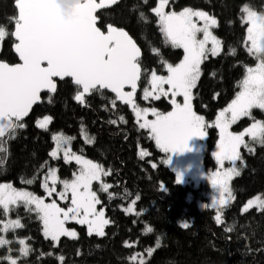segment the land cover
Here are the masks:
<instances>
[{
    "label": "snow or ice",
    "instance_id": "obj_1",
    "mask_svg": "<svg viewBox=\"0 0 264 264\" xmlns=\"http://www.w3.org/2000/svg\"><path fill=\"white\" fill-rule=\"evenodd\" d=\"M66 3L67 0H64ZM120 0H76L71 7L62 6L61 0H13L14 13L0 22V43L12 41L14 52L19 62L9 63L0 60V167L9 154V143L16 139L18 130L24 129V120L33 110V106L42 102V94H48V102H52V95L57 92L58 80L71 78L76 88L73 99L82 106L88 105V98L94 94L104 97L105 91L115 94L110 103L113 108L117 101L131 106L136 116L138 128L145 130L148 138L155 142V146L164 154L191 151L188 141L197 136L206 138L205 117L193 110V89L202 75V64L209 56L218 57L224 51V42L214 32L220 26L218 18L208 11L193 7H184L176 11L172 9L171 0H156L150 12L156 18L159 32L165 45L183 50V58L179 63H169L161 57V64L166 68L167 75H159L155 69L143 67L141 48L137 41L124 27L105 22L101 10L110 9ZM149 0H143L147 5ZM135 5L132 11H136ZM139 19L148 21L144 11H139ZM239 22L246 25L243 45L248 54L255 58V66H244L243 78L239 81V90L235 97L222 108L215 117L214 126L219 129L217 151L213 153L219 164V170L208 174V180L215 190L211 202L204 205L217 209L214 216L218 225L225 223L222 209L236 199L231 187L234 177L241 175L244 158L241 149L254 154L255 148L251 142L264 146V121L256 120L253 110L264 111V11H258L250 2L240 7ZM231 23V22H230ZM152 52L160 56V49L153 47ZM237 49L229 46L228 55H235ZM213 75H215L213 73ZM142 76L146 77L148 86L143 87V99L160 100L161 97H171L172 110L161 112L156 107L141 108L135 101L137 89ZM167 86V88L165 87ZM128 88L130 91H125ZM219 94L217 93V96ZM182 97V101L178 98ZM149 115L153 119H149ZM242 117L253 120L249 127L240 132L231 131L232 125ZM53 117L43 116L36 121V126L45 131L52 123ZM121 123H127L123 115L119 116ZM116 119L109 123L117 124ZM80 134L85 143L94 142L89 138L82 125ZM245 137L249 139L246 140ZM55 147L49 156L53 160L61 158L64 162L75 161L79 165L73 178L60 179L57 169L47 167V162L40 166L47 167L41 182L45 196L37 195L26 188L14 187L12 183H0V248L6 254L0 256V264H27L26 258L34 251L29 243L30 237L20 238L16 235L18 229L25 227L19 208L36 215L42 224L45 239L58 246L61 237L73 240L79 238V233L66 225L75 222L86 225L89 236L106 235L105 228L112 221L105 216L103 208L97 206L102 203L97 192L93 190V182H101L100 190L109 194L113 187L110 183L102 182V177L111 175V169L78 155L72 150V141L76 138L57 132L51 136ZM147 150H141L138 156L141 160L150 156ZM170 158L162 163H169ZM225 161L230 167H225ZM156 168L155 163H151ZM36 181L22 179L25 185H32ZM50 182V183H49ZM62 190H57V183ZM183 182L180 173L176 175V183ZM166 191L165 185H160ZM124 192L131 193L127 188ZM55 196L65 202L61 206L57 199L45 202L47 197ZM141 199L137 194L124 211L136 212L134 206ZM255 207L264 212V197L257 195L249 199L242 211L247 213ZM15 214V218H12ZM136 215L141 213L136 212ZM184 229L190 228L188 222L180 225ZM226 232H232V227H225ZM153 228L145 225L144 233H152ZM11 234V238H10ZM14 245H18L16 248ZM127 248L133 247L128 241ZM161 247L159 239L155 248H148L146 254L151 257ZM80 253L77 252V255ZM45 253H41L44 256ZM46 255H53L51 252ZM59 264H66L65 256L57 257ZM131 264H146L140 253L130 256Z\"/></svg>",
    "mask_w": 264,
    "mask_h": 264
},
{
    "label": "trees",
    "instance_id": "obj_2",
    "mask_svg": "<svg viewBox=\"0 0 264 264\" xmlns=\"http://www.w3.org/2000/svg\"><path fill=\"white\" fill-rule=\"evenodd\" d=\"M246 2H250L256 10L264 11V0H171L175 9L186 6L201 8L215 15L220 22L216 32L224 42V51L218 57L209 56L202 64V75L193 99L195 110L204 115L207 125H210L207 127L204 156L207 169L217 167L213 153L219 132L211 125L218 112L239 90L244 66L256 63L243 45L246 25L242 27L239 22L240 7ZM155 3L156 0H149L147 5L143 4V0H121L101 12L106 23L124 27L137 41L142 49L143 67L148 72L152 69L166 72L161 57L173 63L181 59L183 50L163 43L156 18L150 12ZM135 5L139 8L132 11ZM141 10L148 17L147 22L139 19ZM14 11L13 0H0V22H5ZM229 46L237 49L234 56L227 54ZM153 47L160 49V56L152 52ZM0 60L9 63L19 61L11 40L6 39L2 43ZM144 83L143 76L141 88ZM75 91L71 79L67 78L58 81L57 92L51 94V103L48 102V94L42 96V102L24 120L26 127L18 130L16 139L9 143L7 160L0 167V183L10 182L17 188L44 193L40 185L47 168L41 169L40 166L45 162L58 166L61 179L70 178L78 165L72 161L66 164L62 158L53 160L49 156L54 146L51 136L63 132L76 138L72 141L76 151L98 161L106 170H112L111 175L105 177L106 182L113 185L109 189L112 198L100 191L101 206L105 207L106 217L112 223L106 226L104 237L89 236L87 227L78 225V239L61 237L59 245L54 247L52 241L45 239L42 224L36 215L25 212L21 207L18 213L25 227L18 229L16 235L30 237L29 243L34 249L26 258L27 264H59L57 257L61 254L65 256L66 264H131L130 256L134 253L145 257L146 264H264V212L256 208L249 209L247 213L242 211L243 205L252 196L261 194L264 197V146H257L254 154L241 149L245 163L241 175L232 180L236 199L222 209L225 223L218 225L214 219L215 210L200 208L197 202L200 198L205 199L203 185L195 188L191 182L176 183L174 171L168 164L162 163L166 154L155 146L145 130L138 128L132 111L118 102L113 108L110 101L115 96L108 91H105L104 97L94 94L88 98L89 106H82L73 99ZM144 103L146 101L138 105ZM150 103L162 111L172 108L166 98ZM44 115L53 117L47 131L36 126L37 118ZM121 115L127 123L119 121ZM253 116L264 120V111L254 109ZM112 119H116L117 124L109 123ZM251 121V118L243 117L233 128L240 129ZM82 125L87 134L95 138L93 143H85L80 134ZM141 147L148 148L151 153L143 160L138 156ZM151 163L157 167L152 168ZM33 176L36 177L34 184L21 182ZM161 184L165 185L166 191L161 190ZM125 188L131 195L124 192ZM137 194L141 196L135 205L136 211L141 213L139 216L128 214L123 209ZM182 222H188L190 228H182ZM145 225L151 226L153 232L145 234ZM225 227H232L233 231L226 232ZM157 239L161 247L148 257L146 250L155 248ZM125 241L133 247H125ZM49 252L53 255H46ZM77 252L80 254L77 255ZM41 253L45 255L41 256ZM4 254L5 249L0 248V256Z\"/></svg>",
    "mask_w": 264,
    "mask_h": 264
},
{
    "label": "rangeland",
    "instance_id": "obj_3",
    "mask_svg": "<svg viewBox=\"0 0 264 264\" xmlns=\"http://www.w3.org/2000/svg\"><path fill=\"white\" fill-rule=\"evenodd\" d=\"M186 7H191V6H186ZM184 8V7H183ZM183 8H180V9H175L172 7L173 10H176V11H179V10H182ZM194 8V7H193ZM196 9H201V8H196ZM201 10H204V9H201ZM206 11V10H205ZM210 13V12H209ZM215 34L218 36L217 32H216V29L214 30ZM219 37V36H218ZM220 38V37H219ZM221 39V38H220ZM3 43V42H2ZM2 43H0V51H1V48H2ZM183 58V56L181 57V59ZM180 59V60H181ZM176 61V62H173V64L175 63H179V61ZM255 66V65H254ZM253 66V67H254ZM153 70V69H152ZM156 70V69H155ZM157 71V70H156ZM151 70L149 71V74H150ZM157 73L159 75H167V71L166 72H159L157 71ZM198 84V82H197ZM148 86L147 83H146V77H145V83L144 85L142 86L141 88V92H140V95L142 96L143 98V87H146ZM167 88V86H165ZM194 93H195V89H193V99H194ZM161 98H166L168 101H170L171 97H161ZM179 100L182 101V97L178 98ZM153 99L152 98H149L146 103L144 104H140L139 106L141 108L143 107H156L159 111L161 112H168V111H171L172 108L170 110H167V111H162L160 110L156 105H153L151 104L150 102L152 101ZM231 102V101H230ZM229 102V103H230ZM192 104H193V101H192ZM193 110H195L194 108V105H193ZM197 112V111H196ZM198 115H202L200 113L197 112ZM133 115L135 117V120H136V116H135V113L133 112ZM45 116V115H44ZM51 116V115H50ZM204 116V115H203ZM42 117H39L37 118L38 119H42ZM243 118V117H242ZM241 118V119H242ZM149 119H153V117L151 115H149ZM256 120H260V121H264L263 119L261 118H255ZM36 120V121H37ZM205 122H206V119H205ZM239 122V121H237ZM253 122V120L251 122H249L248 124H245L244 126H242L240 129H234L233 128V125L231 127V131H234V132H240L242 131L244 128L246 127H249L251 125V123ZM207 124V122H206ZM138 125V124H137ZM206 131V138H200V137H197V136H193L189 139L188 141V148L191 149V151H184V152H175V153H168L166 155V159H167V156L170 158L169 160V163H167L170 168L174 171L175 175H177V173H180L183 177V182L182 184H186V183H192L193 186L195 188H199L203 185V192H204V196H205V199H198V204H199V207L200 208H206L204 207V205L208 204L211 202V199L213 197V195L215 194V190L213 189V187L211 186L209 180H208V174H211L217 170H219V164L217 162V167L214 168V169H207L206 166H205V163H204V156H205V150L207 148V127L205 129ZM218 132H219V129H218ZM69 136V135H67ZM89 136V135H88ZM89 138H92V136H89ZM246 140H248L249 138L248 137H245ZM218 142H219V138H218ZM251 145L256 149L257 146H259L260 144L259 143H256V142H251ZM55 147V142H54V146L53 148ZM72 147V150L78 154V155H83L85 158L87 159H91L93 160L92 158L88 157L87 155L83 154V153H80L78 151H76L74 148H73V144L71 145ZM52 148V149H53ZM51 149V150H52ZM141 150H148V148H143L141 147ZM217 151V148L215 147L214 148V153ZM61 158L63 159V153L61 152ZM244 158V157H243ZM94 162L96 163H99L98 161L96 160H93ZM72 162H75L74 160ZM244 163H245V159H244ZM100 164V163H99ZM47 167H53V168H56L57 169V175L58 177L59 176V169H58V166L55 165V164H51L50 162L47 164ZM46 167V168H47ZM225 167H230V164L229 162L225 161ZM237 167H243L240 165V162H237ZM78 169H79V165H78ZM77 169V171H78ZM76 171V172H77ZM75 173V172H74ZM73 178V175L68 178L69 180H71ZM61 179V178H60ZM102 182L104 183H107L106 180H105V177H102ZM2 183H6V182H2ZM50 183V182H49ZM95 183H98V187L96 188L95 187ZM100 183L101 182H93V190L97 192V195L98 197L100 198ZM231 187H232V181H231ZM29 191H33L34 193H36L37 195H41V196H45L46 197V193H37L35 192L34 190H31V189H27ZM44 190V189H43ZM57 190H62V185L59 184V182L57 183ZM190 196H193V193L190 192L189 193ZM234 194V192H233ZM259 196H262L261 194H257ZM257 195H254L252 196L250 199H253L254 197H256ZM263 197V196H262ZM51 199H57V202L61 205V206H65V202L64 201H60L58 198H56L55 196L53 197H47L45 202H51ZM101 199V198H100ZM249 200V199H248ZM247 200V201H248ZM234 201V200H233ZM233 201H231L230 203H232ZM247 201L245 202V204L247 203ZM131 202H129L128 204L124 205L123 206V209H126L128 207V205L130 204ZM244 204V205H245ZM243 205V206H244ZM98 209L100 208H103L104 211H105V207L98 205L97 206ZM135 210H136V206H134ZM255 208V207H253ZM214 209V208H213ZM243 209V207H242ZM215 212L217 211V209H214ZM137 212V211H136ZM134 212V213H136ZM129 214V213H128ZM216 214V213H215ZM14 215V214H13ZM106 216V214H105ZM12 218H15L14 216H12ZM107 218V217H106ZM183 223V222H182ZM79 224H76L75 222H69L66 226L69 227V228H72V229H75L78 233H79V230L77 228ZM82 226H86V225H82ZM87 227V226H86ZM144 260H145V257H144Z\"/></svg>",
    "mask_w": 264,
    "mask_h": 264
},
{
    "label": "water",
    "instance_id": "obj_4",
    "mask_svg": "<svg viewBox=\"0 0 264 264\" xmlns=\"http://www.w3.org/2000/svg\"><path fill=\"white\" fill-rule=\"evenodd\" d=\"M121 1V0H120ZM113 7V6H112ZM126 30V29H125ZM139 46V45H138ZM141 48V47H140ZM14 50V49H13ZM15 53V52H14ZM15 55H16V53H15ZM17 56V55H16ZM141 57H142V49H141ZM17 58H18V56H17ZM6 62V61H5ZM19 62V61H18ZM142 78H143V76H142ZM65 79H67V78H65ZM64 79V80H65ZM71 79V78H70ZM58 81H60V80H58ZM141 90V84H140V86L138 87V89H137V94H136V97H135V101H136V103L138 104V101H137V97H138V93H139V91ZM107 91V90H106ZM125 91H130V89H128V88H126L125 89ZM109 92V91H108ZM111 93V92H110ZM44 94H47V93H44ZM44 94H42V96L44 95ZM112 95H114L115 96V94L114 93H111ZM120 105H122V106H125V107H127L130 111H132V109H131V106H129V105H125V104H123L122 102H120V101H117ZM41 103V102H40ZM40 103H38V104H36V105H34L33 106V109L37 106V105H39ZM32 112V111H31ZM30 112V113H31ZM133 112V111H132ZM30 113H29V115H30ZM27 118V117H26ZM25 118V119H26Z\"/></svg>",
    "mask_w": 264,
    "mask_h": 264
},
{
    "label": "clouds",
    "instance_id": "obj_5",
    "mask_svg": "<svg viewBox=\"0 0 264 264\" xmlns=\"http://www.w3.org/2000/svg\"><path fill=\"white\" fill-rule=\"evenodd\" d=\"M75 2L76 0H67L65 3L64 0H61L62 6L64 7H71Z\"/></svg>",
    "mask_w": 264,
    "mask_h": 264
},
{
    "label": "flooded vegetation",
    "instance_id": "obj_6",
    "mask_svg": "<svg viewBox=\"0 0 264 264\" xmlns=\"http://www.w3.org/2000/svg\"><path fill=\"white\" fill-rule=\"evenodd\" d=\"M102 11V10H101ZM140 92L141 91H139V93H138V97H137V101H138V104L140 103V102H145V100L142 98V96L140 95Z\"/></svg>",
    "mask_w": 264,
    "mask_h": 264
}]
</instances>
